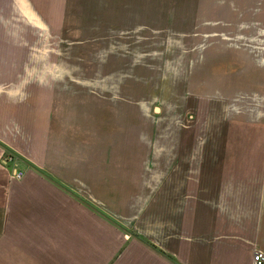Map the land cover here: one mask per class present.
I'll list each match as a JSON object with an SVG mask.
<instances>
[{"label": "crops", "instance_id": "crops-1", "mask_svg": "<svg viewBox=\"0 0 264 264\" xmlns=\"http://www.w3.org/2000/svg\"><path fill=\"white\" fill-rule=\"evenodd\" d=\"M72 23L175 56L195 124L157 137L133 109L56 127L39 71ZM255 252L264 0H0V264H255Z\"/></svg>", "mask_w": 264, "mask_h": 264}, {"label": "rangeland", "instance_id": "rangeland-1", "mask_svg": "<svg viewBox=\"0 0 264 264\" xmlns=\"http://www.w3.org/2000/svg\"><path fill=\"white\" fill-rule=\"evenodd\" d=\"M69 25L71 32L51 40L50 69L44 65L46 70L39 71L41 85L50 80L46 89L53 97L49 109L56 127L81 126L86 112L89 122H95L97 112L114 110L127 116L133 109L137 126L152 127L157 137L170 139L175 137L171 128L195 124L181 96L175 56L131 54L139 46L134 40L96 38L94 23Z\"/></svg>", "mask_w": 264, "mask_h": 264}, {"label": "built area", "instance_id": "built-area-1", "mask_svg": "<svg viewBox=\"0 0 264 264\" xmlns=\"http://www.w3.org/2000/svg\"><path fill=\"white\" fill-rule=\"evenodd\" d=\"M11 160V157H7L6 156V158L5 159H3V161H10ZM21 176H22V174L21 173H17V174H15L14 175V177L15 178H17V179H19V178H21ZM253 262L255 263V264H263V262H264V257H263V255L260 253V252H255L254 254H253Z\"/></svg>", "mask_w": 264, "mask_h": 264}]
</instances>
